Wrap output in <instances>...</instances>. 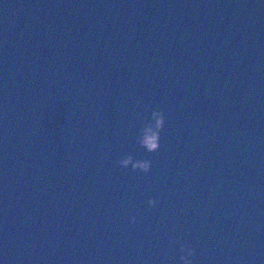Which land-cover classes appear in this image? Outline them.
Listing matches in <instances>:
<instances>
[{
    "label": "water",
    "instance_id": "water-1",
    "mask_svg": "<svg viewBox=\"0 0 264 264\" xmlns=\"http://www.w3.org/2000/svg\"><path fill=\"white\" fill-rule=\"evenodd\" d=\"M185 255L264 264V0H0V262Z\"/></svg>",
    "mask_w": 264,
    "mask_h": 264
},
{
    "label": "clouds",
    "instance_id": "clouds-1",
    "mask_svg": "<svg viewBox=\"0 0 264 264\" xmlns=\"http://www.w3.org/2000/svg\"><path fill=\"white\" fill-rule=\"evenodd\" d=\"M154 116L156 118V123H157V128H163L164 127V117L161 113L156 112L154 113ZM150 149L155 151L159 148V133L155 135L153 139L147 142ZM122 166L126 167L128 164L132 163V158L128 157L127 159H121L119 162ZM151 162L150 161H137L135 163V168L142 170L144 172H148L151 169ZM150 205L155 206L156 205V200L152 199L149 201ZM132 222L135 223V217H133ZM191 253H189L190 255ZM181 259L184 261V264H191V261L189 260L188 255L182 256ZM2 264V262H0Z\"/></svg>",
    "mask_w": 264,
    "mask_h": 264
}]
</instances>
